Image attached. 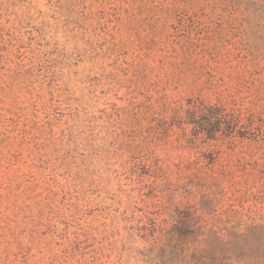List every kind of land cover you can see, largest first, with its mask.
Listing matches in <instances>:
<instances>
[{
  "label": "rangeland",
  "instance_id": "rangeland-1",
  "mask_svg": "<svg viewBox=\"0 0 264 264\" xmlns=\"http://www.w3.org/2000/svg\"><path fill=\"white\" fill-rule=\"evenodd\" d=\"M191 218L264 264V0H0V264H175Z\"/></svg>",
  "mask_w": 264,
  "mask_h": 264
},
{
  "label": "trees",
  "instance_id": "trees-1",
  "mask_svg": "<svg viewBox=\"0 0 264 264\" xmlns=\"http://www.w3.org/2000/svg\"><path fill=\"white\" fill-rule=\"evenodd\" d=\"M197 223L194 218L183 219L174 226L169 247L170 253L176 254L175 264H235L244 258L243 254L237 256L236 248L225 244L216 232H205Z\"/></svg>",
  "mask_w": 264,
  "mask_h": 264
}]
</instances>
